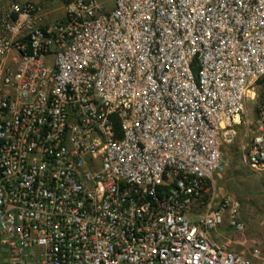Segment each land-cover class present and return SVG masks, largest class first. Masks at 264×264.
Returning <instances> with one entry per match:
<instances>
[{"label": "built area", "instance_id": "1", "mask_svg": "<svg viewBox=\"0 0 264 264\" xmlns=\"http://www.w3.org/2000/svg\"><path fill=\"white\" fill-rule=\"evenodd\" d=\"M45 15L0 0V264H264L214 182L249 91L264 176V0Z\"/></svg>", "mask_w": 264, "mask_h": 264}, {"label": "rangeland", "instance_id": "2", "mask_svg": "<svg viewBox=\"0 0 264 264\" xmlns=\"http://www.w3.org/2000/svg\"><path fill=\"white\" fill-rule=\"evenodd\" d=\"M38 4L45 11V21L55 22L63 16L64 0H45L44 4ZM257 90L259 89L255 92ZM251 93L249 91L247 94L243 124L239 127L235 142L222 148L220 167L214 176V182L218 196L231 194L240 202L242 218L247 228L246 234L259 236L264 233V176L242 164V158L254 136L257 93L253 95L254 97ZM4 256L5 254L0 252V263L5 262Z\"/></svg>", "mask_w": 264, "mask_h": 264}, {"label": "crops", "instance_id": "3", "mask_svg": "<svg viewBox=\"0 0 264 264\" xmlns=\"http://www.w3.org/2000/svg\"><path fill=\"white\" fill-rule=\"evenodd\" d=\"M36 3H40V4H44L45 3V0H35ZM44 6V5H43ZM46 22H49L46 20Z\"/></svg>", "mask_w": 264, "mask_h": 264}, {"label": "trees", "instance_id": "4", "mask_svg": "<svg viewBox=\"0 0 264 264\" xmlns=\"http://www.w3.org/2000/svg\"><path fill=\"white\" fill-rule=\"evenodd\" d=\"M65 1V3L67 2V0H64Z\"/></svg>", "mask_w": 264, "mask_h": 264}]
</instances>
